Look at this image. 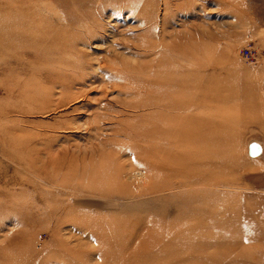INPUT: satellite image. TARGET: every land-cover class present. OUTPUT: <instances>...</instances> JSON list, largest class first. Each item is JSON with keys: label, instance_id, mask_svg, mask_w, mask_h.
I'll return each mask as SVG.
<instances>
[{"label": "rangeland", "instance_id": "obj_1", "mask_svg": "<svg viewBox=\"0 0 264 264\" xmlns=\"http://www.w3.org/2000/svg\"><path fill=\"white\" fill-rule=\"evenodd\" d=\"M0 264H264V0H0Z\"/></svg>", "mask_w": 264, "mask_h": 264}, {"label": "built area", "instance_id": "obj_2", "mask_svg": "<svg viewBox=\"0 0 264 264\" xmlns=\"http://www.w3.org/2000/svg\"><path fill=\"white\" fill-rule=\"evenodd\" d=\"M241 56H242L244 59H246L248 62H249L252 58H254V57L251 58V56H252V50H251L250 47H249V48H248V47H245L244 50L241 51Z\"/></svg>", "mask_w": 264, "mask_h": 264}, {"label": "bare ground", "instance_id": "obj_3", "mask_svg": "<svg viewBox=\"0 0 264 264\" xmlns=\"http://www.w3.org/2000/svg\"><path fill=\"white\" fill-rule=\"evenodd\" d=\"M45 204H46V203H45ZM4 213H5V212H4ZM4 213H3V214H4ZM17 233H18V232H17ZM15 234H16V233H15ZM12 235H13V234H12ZM19 235H20V234H19Z\"/></svg>", "mask_w": 264, "mask_h": 264}]
</instances>
